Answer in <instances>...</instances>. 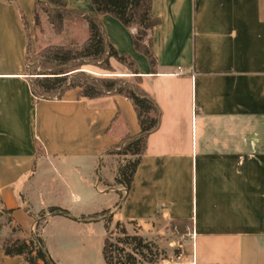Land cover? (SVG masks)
Segmentation results:
<instances>
[{
	"label": "crops",
	"instance_id": "obj_1",
	"mask_svg": "<svg viewBox=\"0 0 264 264\" xmlns=\"http://www.w3.org/2000/svg\"><path fill=\"white\" fill-rule=\"evenodd\" d=\"M67 1L95 13L91 0ZM152 6L161 21L152 33L156 73L134 47L136 29L100 16L108 40L137 63L142 89L161 110L124 192L118 171L130 157L109 151L141 132L132 102L82 98L79 88L61 99L37 98L26 71L25 27L36 22V0H0V238L13 226L37 230L56 264H100L91 258L100 245L105 264L108 212L143 229L161 214L190 222L182 248L192 264H264V0ZM83 27L87 36L72 37L74 45L87 40L85 21ZM111 65L114 73L101 70L105 76L135 82L126 66ZM54 207L70 215L50 214ZM0 264L24 259L6 256L0 244Z\"/></svg>",
	"mask_w": 264,
	"mask_h": 264
},
{
	"label": "trees",
	"instance_id": "obj_2",
	"mask_svg": "<svg viewBox=\"0 0 264 264\" xmlns=\"http://www.w3.org/2000/svg\"><path fill=\"white\" fill-rule=\"evenodd\" d=\"M45 1L50 5L45 6ZM95 13H85L72 10L67 0H36L34 9L36 25L40 23L39 6H45L52 25L63 32L64 23L71 19H81L88 24L89 38L80 45L49 46L40 53L44 73L40 77L31 79L32 91L40 99H61L72 89H80V97L95 99L107 95H122L127 97L136 109L141 132L138 136L126 137L109 154L129 156L127 163L118 171L117 183L129 190L138 170L142 156L146 152L149 136L156 132L161 123V110L155 99L141 87V77L137 63L130 55L120 54L110 43L104 25L100 20L102 15H111L119 20L126 28H135L133 37L135 49L144 54L156 73L157 58L153 51L152 33L161 24L153 15V0H91ZM28 23L25 21L27 30ZM29 44L27 46V54ZM115 59L135 76V82L122 78L97 79L83 71L85 66H94L101 70L114 73L111 60ZM29 57L26 56L27 74L29 71ZM92 81L84 85L82 81ZM10 213V211H4ZM52 215L69 216L70 212L54 207L49 210ZM42 213L37 221L36 229L45 220ZM12 221L11 219L9 220ZM188 222V221H184ZM1 228V226H0ZM104 239L103 256L105 264H140L146 261L147 251L154 245L139 233L130 234L125 225L118 222L116 232L108 231ZM119 236L114 239V234ZM3 252L8 257H23L24 264H56L51 257L43 238L39 232L26 233L21 227L13 226L9 237L0 238Z\"/></svg>",
	"mask_w": 264,
	"mask_h": 264
},
{
	"label": "rangeland",
	"instance_id": "obj_3",
	"mask_svg": "<svg viewBox=\"0 0 264 264\" xmlns=\"http://www.w3.org/2000/svg\"><path fill=\"white\" fill-rule=\"evenodd\" d=\"M50 4L45 1V6ZM44 6V7H45ZM43 6L38 7L40 23L36 25L34 22L33 26H27L28 37H29V71L28 75L30 78L35 80L38 74L44 73L45 69L42 67V59L40 58V53L43 49L49 46H59L61 43H64L68 40H73L70 45H74L77 42L72 39L76 37L78 41L85 40L87 33L84 31L83 21L81 19H71L64 23L63 32L60 33L51 23L50 17L45 11ZM92 7V5H90ZM76 11L85 12L91 14L92 12L87 11L86 9H76ZM102 22V21H101ZM108 36V27L102 22ZM89 38V36H88ZM87 38V39H88ZM87 41V40H86ZM85 41V42H86ZM75 42V43H74ZM78 44V43H77ZM83 44V43H82ZM87 70V75L102 79L108 78L106 74L99 70V68L94 66H85L83 70ZM92 81L83 80L84 85L90 84ZM129 159H135L130 157ZM124 192L127 189L126 186H122ZM161 215V214H160ZM156 217L148 227L143 229V226L139 223H125L126 216H120L118 221L115 218V214H110L108 212V231L115 233L116 225L118 222L125 225L130 234L139 233L147 241L152 243L154 246L151 247V251H147V260H141L140 264H192L190 259L186 256L184 248L182 245L186 240L191 236V224L190 222H181V221H168L163 219L161 216ZM122 221V222H121ZM3 225V222L0 220V226ZM141 229L144 231L141 233ZM158 232H160L158 234ZM119 235L114 234V239ZM91 258L97 260L101 264L102 260V247L99 245L91 254Z\"/></svg>",
	"mask_w": 264,
	"mask_h": 264
},
{
	"label": "built area",
	"instance_id": "obj_4",
	"mask_svg": "<svg viewBox=\"0 0 264 264\" xmlns=\"http://www.w3.org/2000/svg\"><path fill=\"white\" fill-rule=\"evenodd\" d=\"M178 70H179V73H183V71H182V69H181V68H179Z\"/></svg>",
	"mask_w": 264,
	"mask_h": 264
},
{
	"label": "water",
	"instance_id": "obj_5",
	"mask_svg": "<svg viewBox=\"0 0 264 264\" xmlns=\"http://www.w3.org/2000/svg\"><path fill=\"white\" fill-rule=\"evenodd\" d=\"M38 77H40V76H38Z\"/></svg>",
	"mask_w": 264,
	"mask_h": 264
}]
</instances>
